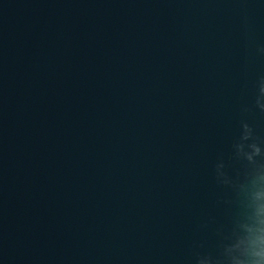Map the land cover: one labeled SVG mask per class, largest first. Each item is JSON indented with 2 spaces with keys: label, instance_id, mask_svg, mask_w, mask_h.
I'll return each instance as SVG.
<instances>
[{
  "label": "water",
  "instance_id": "obj_1",
  "mask_svg": "<svg viewBox=\"0 0 264 264\" xmlns=\"http://www.w3.org/2000/svg\"><path fill=\"white\" fill-rule=\"evenodd\" d=\"M258 46L261 0H0V264H240Z\"/></svg>",
  "mask_w": 264,
  "mask_h": 264
},
{
  "label": "clouds",
  "instance_id": "obj_2",
  "mask_svg": "<svg viewBox=\"0 0 264 264\" xmlns=\"http://www.w3.org/2000/svg\"><path fill=\"white\" fill-rule=\"evenodd\" d=\"M261 3H264V0H261ZM256 51L264 55V46H258ZM251 107L264 113V75L257 77ZM249 110L248 106L241 109L242 112ZM237 135L241 141L248 142L247 151L243 154L251 161L260 152L259 144L264 141V138L258 136L246 120L239 122ZM248 206L251 212L246 225L243 226L241 255L244 259L240 261V264H264V166L258 167L254 174Z\"/></svg>",
  "mask_w": 264,
  "mask_h": 264
}]
</instances>
